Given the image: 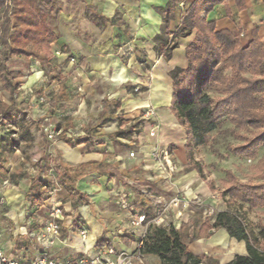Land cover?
Wrapping results in <instances>:
<instances>
[{
	"label": "crops",
	"instance_id": "0c3cea01",
	"mask_svg": "<svg viewBox=\"0 0 264 264\" xmlns=\"http://www.w3.org/2000/svg\"><path fill=\"white\" fill-rule=\"evenodd\" d=\"M54 1L56 10L47 18L48 27L57 37L50 46V64L42 68L35 63L37 67L30 81L45 79L44 75L52 72L56 74L49 78L54 84L58 83L53 87L55 98L58 97L56 103L48 108L49 113L43 106L34 113L44 122L56 123L57 131L66 130L64 137H57L48 144L47 168L36 175L51 184L48 197L42 206L31 207L25 198L31 183V178H27L15 179L14 183L11 180L22 190L12 187L3 192L4 200L0 198L5 207L4 212L0 211V249L8 261L22 264L41 252L36 234L47 219L45 204L50 199L60 206L63 220L59 239L47 254L53 260L64 261L93 256L108 246L116 252L134 251L146 226L131 227L130 221L145 212L154 216L157 203L167 202L176 194L189 204L179 216L175 211L168 214L166 222L178 229L182 223H188L193 211L199 208L194 204L199 203L202 191L196 183L194 176L199 175L195 171L188 169L195 175L183 178L181 175L177 181H168L151 157L154 152L161 153L167 148L177 167L175 174L186 166L189 168L184 148L185 131L170 113L172 84L168 75L175 68L187 67L185 48L192 43L194 32L176 40L177 47L168 60L158 55L154 41L162 27V17L156 9L165 8L170 0ZM195 1L175 0L173 18L167 23L169 33L178 29L185 12ZM241 1V9L234 0L214 2L200 16L206 22H213L216 31L239 32L243 47L250 42L254 28L264 44V4L259 0ZM71 59L74 60L71 76L81 84L83 99L64 106L65 113L62 111L65 103L59 98L63 96L69 102L74 86L60 68ZM7 66L22 78L29 75L33 67L21 59H9ZM148 108L154 114L146 117ZM135 122H141L138 133L129 139L114 137L118 129ZM156 128L155 136L150 137V130ZM80 140L82 144L70 145ZM195 151L193 159L198 162ZM129 153H133L132 158ZM90 163L95 166L87 168L75 184L87 197L88 204L72 209L69 194L57 184L59 172L63 166L77 168ZM201 180L212 192L207 179ZM6 181L0 178L1 190ZM122 191L129 196L127 210L119 208L118 194ZM202 215L211 216L205 214V208ZM78 230L86 232L84 238L78 235ZM216 232L227 236L223 230ZM211 237L189 244V250L202 257L194 253L191 246L210 241ZM99 241L106 246L97 248ZM143 261L158 264L153 256H144Z\"/></svg>",
	"mask_w": 264,
	"mask_h": 264
},
{
	"label": "trees",
	"instance_id": "16d2710c",
	"mask_svg": "<svg viewBox=\"0 0 264 264\" xmlns=\"http://www.w3.org/2000/svg\"><path fill=\"white\" fill-rule=\"evenodd\" d=\"M221 1L196 0L172 34L167 31V23L173 18L175 0H170L163 9H156L162 17L161 33L154 39L160 57L168 60L171 51L177 47L176 40L194 32L192 43L185 48L187 67L175 68L168 75L172 84L170 113L185 131L188 169L204 181L203 167L194 161V151L207 145L209 136L221 121L225 120L241 134V144L232 150L235 157L255 160L264 147V44L255 28L250 42L243 47L239 32L216 31L213 22L201 18L209 4ZM234 1L241 9L242 1ZM259 1L264 4V0ZM55 10L54 0H0V86L9 95L8 104L0 101V124H9L17 130L0 138V147L3 145L8 154L14 153L21 142L30 144L33 138L32 125L24 116H17L13 97L21 85L16 80L22 75L9 70L7 62L21 59L29 66L37 63L42 68L50 64V46L57 37L48 27L47 18ZM140 124L135 122L124 130L118 129L114 137L129 139L138 133ZM16 132L21 134L17 139L12 137ZM82 143L80 140L70 145ZM34 166L38 172L47 168L43 158ZM93 166V163L77 168L63 166L59 172L57 184L69 194L72 209L88 204L87 197L76 189L75 184L87 168ZM253 170L259 183H240L230 170L225 171V178L220 181L224 190L222 196L249 209H264V154L257 159ZM206 184L214 190L211 181ZM50 186L49 182L31 178L30 188L25 193L31 207L43 205ZM203 210L199 207L194 217L178 229L171 224H149L141 239L142 255L157 258L158 264H218L215 259L194 255L188 245L209 239L216 231L223 230L230 240L243 243L245 248L244 254L235 255L226 264H264V226L261 223H247L228 211L206 217L202 215ZM152 217L153 213L145 212L146 222ZM104 246L101 241L96 244L97 248Z\"/></svg>",
	"mask_w": 264,
	"mask_h": 264
},
{
	"label": "rangeland",
	"instance_id": "374dc122",
	"mask_svg": "<svg viewBox=\"0 0 264 264\" xmlns=\"http://www.w3.org/2000/svg\"><path fill=\"white\" fill-rule=\"evenodd\" d=\"M72 64V61L68 60L62 63L60 68L65 76L71 79L74 86V88L72 86V99H70L69 102L63 96H61L62 98H59L61 103H65L63 104V108L61 107L63 109L62 111L65 113L67 112V108L64 106L76 103L83 99L81 84L77 80H73L74 78L72 79L71 76L74 71V66ZM11 65L12 64H10V67ZM31 66H33L32 72L29 71V75H26L25 78L21 77L16 80L17 82H21V85L13 97L16 104L17 116L19 118L24 116L26 121L32 125L30 132L33 135V139L30 144L21 142L12 154L6 153L4 146L1 145L0 162L1 160H3V162L0 163V178L8 180L6 181L4 190L0 189V198L2 200L5 198L3 192L12 187L16 188L17 191L22 190V187L13 184L15 179H19L23 175L25 176L24 179L36 177L38 170L36 166H34L35 163L41 158L46 161V149L48 148V144L52 141H49L46 138L45 134H47V131L45 130L49 131L54 129L56 131L57 134L54 141L57 137H64L63 133L66 131H57L56 123L50 121L44 122L35 116L36 114L34 113V110H37L42 106L48 110L49 107L54 106L58 97L55 98L56 96L54 95L53 87L58 83L54 84L53 81L49 80V78L55 77L54 75L56 74L53 72L49 76L44 75L45 79L41 78L40 80L31 83L30 81L34 77L35 67H37L35 63ZM40 82L44 85H49L42 87ZM8 97V93L0 86V101L8 104ZM40 98L43 99L44 103L39 102ZM47 112L49 113V110ZM121 129L124 130L125 128ZM11 131L17 130L9 124H0V138L6 137ZM20 135V132H16L12 137L17 139ZM240 136L241 134L224 120L220 122L218 128L209 136L207 145L201 146L195 151V158L203 167V176L207 181H211L214 184V190L209 192L207 188H205V183L198 176H194L196 178V183L202 189L198 196L199 203L194 204V206L205 208L206 213L211 210V216H214L219 212L228 211L236 214L240 219L247 223L253 225L261 223L264 226L263 208L249 209L244 204L229 201L222 196L224 190L220 181L225 178V171L227 170H230L240 183H259L253 169L256 165L257 159H260L263 156L264 147L259 150L258 157L255 160L249 161L239 159L232 154V150L241 144ZM188 174L195 175L193 172H188L186 166L182 169L181 173L173 175L171 181H177L181 175L183 178V176H189ZM11 180L13 183H11ZM211 196H213V198H211ZM3 205L4 202L0 204V211L2 212L5 211ZM196 211V209L193 211L191 219L194 217ZM191 250L201 256H207L211 259L217 260L218 264H226L235 255H242L245 253L243 243L234 242L220 232H216L211 237L210 241L193 244Z\"/></svg>",
	"mask_w": 264,
	"mask_h": 264
},
{
	"label": "built area",
	"instance_id": "2783aa9c",
	"mask_svg": "<svg viewBox=\"0 0 264 264\" xmlns=\"http://www.w3.org/2000/svg\"><path fill=\"white\" fill-rule=\"evenodd\" d=\"M73 62L74 60L71 59ZM137 89H134V92H137ZM39 102L44 103L43 99H39ZM154 114L151 108H148L145 111V116L149 117ZM47 131L46 138L49 141H54L56 136V131L53 129L45 130ZM158 129H152L149 132L150 137H154ZM129 157H133V153L129 154ZM152 159L155 160L160 168L161 173L163 174L166 180H171V177L176 173L177 167L173 163L171 158V153L166 148L163 152H154L151 155ZM119 197V208L122 210L128 209V199L129 196L125 192H120L118 194ZM45 207L47 209V219L44 225L40 228V230L36 234V240L41 247V252L38 256L30 260L28 263L23 264H144V256L142 255L141 249V239L144 237L147 226L149 224L154 226H167L168 223L166 219L168 218L169 212L175 211L179 216L181 215L182 209H188V203L182 200L178 194L174 197L170 198L167 202L157 203V210L155 215L148 222L145 220V215H137L130 221L131 227H137L145 224L146 229L141 233L139 237V242L137 247L132 252L120 251L116 252L111 246L105 247L97 251L93 256H82L76 258L74 260H53L51 259L47 252L53 247L54 243L58 241L60 236V223L63 220V214L61 208L58 204L51 201H48ZM199 201H197L198 203ZM0 204H2V200L0 199ZM205 214L210 215L211 212L208 211ZM78 235L82 238L85 237L86 232L84 230H78ZM0 264H22L18 262L8 261L0 249Z\"/></svg>",
	"mask_w": 264,
	"mask_h": 264
}]
</instances>
